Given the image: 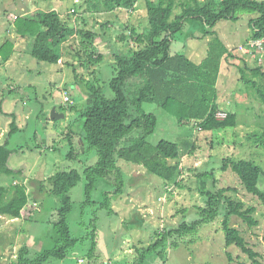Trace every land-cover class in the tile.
I'll use <instances>...</instances> for the list:
<instances>
[{"label": "trees", "instance_id": "trees-1", "mask_svg": "<svg viewBox=\"0 0 264 264\" xmlns=\"http://www.w3.org/2000/svg\"><path fill=\"white\" fill-rule=\"evenodd\" d=\"M138 2L139 0H78L67 12L34 11L28 7V12L14 15L16 21L12 24V31L15 37L0 46V57L4 63L10 61L14 54L15 40L20 38L30 41L31 55L38 62L57 66L64 45L77 37L86 57L85 62L81 57V66L93 67V74L97 75L96 68L103 63L107 54L97 42L98 39L102 37L105 43L112 46L115 43L106 32L109 30V23L102 24L101 34L88 28L83 15L81 19L84 27H80L79 18L76 17L84 13H80L81 4L94 8V14H97L135 10ZM145 3L149 26L141 33L137 31L138 28L132 27L129 35L124 33L118 36V42L124 44L125 49L122 53L113 55L116 61L114 78L110 81L95 78L94 82H78L81 85L85 82L82 89L87 97L85 107L82 111H77L78 118L72 124L80 121L84 134L78 135L80 142L77 147L76 133L70 129L66 135L69 145L67 157L70 161H78L80 154L89 149L97 150L99 162L85 170V203L99 205L97 210H105L109 214L114 213V209L111 193L105 191L106 188L114 190L113 195H118L137 185L136 175L129 176L121 164L145 169L148 176L160 180L162 187H165L164 191H168L166 187L180 186L183 157L193 155L198 148L191 136H180L177 141L162 139L157 143L151 142L159 128V119L156 114L148 113L145 105H156L175 117L180 126H190L191 129L212 137L218 138L231 131L235 133L239 124L236 113L226 111L224 119L218 118L217 114L222 111L218 84L223 64L238 58L230 53L215 28L221 21H237L240 15L247 14L251 15L250 40L264 39V0H145ZM179 9L181 12L175 14ZM190 22L202 24L205 30L203 35L208 38L207 54L198 63L187 54L172 51L176 36L187 30ZM202 37L196 36L198 39ZM252 56L250 61L243 60V65L238 66L241 76L238 83L253 89L264 106V61L260 60L258 52ZM75 74L77 77L76 71ZM75 108L71 106V110L75 111ZM61 110L64 113L63 107ZM3 116L15 118L14 113H3ZM14 118L5 140H0V180L3 177L11 178L9 185L0 183V220L20 221L27 215V220L33 222L38 219L37 215L34 218L37 212L33 209L35 206H44L47 198H58L61 208L55 215L50 212L55 217V221L51 222L57 235L55 249L34 259L28 257V251L22 250L18 264L64 261L71 253L80 250V243L90 237L96 243L98 237L95 222L89 225L93 227L90 234L79 237L80 239L74 238L68 224L73 210L71 191L82 181V175L73 169L58 172L44 180L32 179L27 184L19 182L18 177L23 176L24 171L10 165L18 152L11 147V140L21 131ZM49 120L55 124L57 133H62L60 121L52 118ZM253 137L255 144L264 149V129L255 132ZM219 169L234 172L247 192L264 205V170L254 161L237 160L232 154H228L222 159ZM216 171L210 165L204 174L199 175L201 182L198 190L202 205H197L194 211H183V221L178 228L156 229L149 236L150 239L146 240L150 242L148 245L134 246L136 253L133 264H166L172 250L183 244H195L192 239L200 233L202 227L215 224L219 219L222 220L226 248L235 246L254 264H264L258 259L262 256L249 248L241 231L231 224V218L236 216L249 227L257 226L258 221L254 218L257 209H244L243 203L227 197L231 189L218 187ZM100 181L109 186L99 190ZM95 193L100 195L98 202ZM92 255L91 251L89 260Z\"/></svg>", "mask_w": 264, "mask_h": 264}, {"label": "rangeland", "instance_id": "rangeland-1", "mask_svg": "<svg viewBox=\"0 0 264 264\" xmlns=\"http://www.w3.org/2000/svg\"><path fill=\"white\" fill-rule=\"evenodd\" d=\"M183 1L186 0H178ZM76 2L77 0H0V46L15 37L12 31V24L16 21L14 15L24 14L29 11L28 7L34 11L40 7L42 10L67 12ZM85 3L80 9V13H84L76 17L79 18L80 27H84L81 19L84 15L88 28L102 34L101 28L105 21H102L99 14H94V9ZM145 4V0L139 1V11L135 20L131 19L130 22L122 20L123 22H115V26L108 27L109 30L106 32L111 36L114 46L105 43L102 37L98 39L97 42L107 54L103 63L96 68L97 75L93 74L95 70L93 67L81 66V57L84 62L86 57L77 37L64 45L57 66L38 62L31 55L30 41L20 38L15 40L14 54L10 61L4 63L0 57V140H5L14 118L9 119L3 116V113H14V119L17 120L21 131L11 140V147L16 148L18 152L10 165L14 169L24 171V175L18 177V181L27 184L32 179L44 180L58 172L78 170L82 175V181L71 191L73 210L68 218V224L76 239L86 236L93 229L89 225L94 222L98 227L96 243H93V237H90L89 240L80 243L78 246L80 250L71 253L66 260H52L47 264H133L136 253L134 246L148 245L150 242L146 240L150 239L149 236L156 229L178 228L183 221L184 215L181 214L183 211H194L197 205H202V197L198 190L201 182L199 175L204 174L210 165L217 169L215 177L218 187L231 189L227 197L237 203H243L244 209L248 207L257 209L254 214L258 221L257 226L249 227L236 216L231 218V224L241 231L249 248L261 255L262 258L258 259L264 263V205L247 192L234 172L231 170L223 172L219 169L222 159L232 154L237 160L254 161L264 170V149L255 144L253 137L255 132L264 129V106L257 99L253 89L238 83L241 77L238 66L243 65L242 61H246V55L250 52L246 46L252 35L251 15H240L237 21H221L215 28L226 42V37H230L229 49L238 58L230 59L228 64H223L218 84L220 109L226 112L230 108L238 116L239 124L235 133L231 131L221 134L218 138L212 137L210 134L193 130L190 126H180L175 117L156 105H145V110L156 114L159 119V128L151 142L157 143L162 139L177 141L180 136H191L197 143L196 152L184 156L181 161L183 168L181 187L174 185L166 187L168 191H164L162 182L154 176H148L145 169L121 164L129 176L136 175L135 187H130L123 194L113 195L114 190L106 188L109 186L108 183L98 182L99 190L104 187L105 191L111 193L114 213L97 210L99 205L85 203V170L99 162V154L96 149H89L86 152L83 150L78 161H70L67 157L69 145L66 135L70 129L76 133L77 147L80 142L78 135L84 134L83 124L80 121L76 124L72 122L78 118L77 111H82L85 107L87 96L82 87L87 81L94 82L95 78L102 81L114 78L116 61L113 55L122 53L125 49L124 44L118 42V36L124 33L129 35L132 27L138 28L139 33L145 31L149 26ZM180 12L179 9L175 14ZM202 27L204 26L200 23L190 22V27L176 36L172 51L187 54L183 46L189 47V44L193 43V40H190L191 35L201 31ZM196 40L202 45L205 44V47L203 46L205 53L200 51L197 55H191L194 58L192 60L198 63L205 58L208 43L202 41L203 39ZM203 47H200V50ZM250 56L253 57L251 54ZM81 80L85 81L82 85L78 83ZM67 96L73 99L74 104L66 103ZM71 106L76 107V110H71ZM61 107L64 108V113ZM54 108L58 113L65 115L59 119V127L63 130L59 134L55 130V124L49 120ZM43 111L45 112L42 117H39ZM0 183L9 185L11 178L3 177ZM262 187L264 188V183ZM96 193L94 195L98 202L101 198ZM60 208L59 199L52 197L45 200L44 206L38 204L33 208L38 213L34 216L35 218L37 215L38 219L33 222L27 220V215L20 221L0 220V264H18L22 250L28 251V257L31 259L53 251L57 235L51 224L55 217L50 212L55 215ZM192 240L195 244H183L182 247L172 250L166 264H254L239 248L235 246L226 248L220 219L215 224L203 226ZM91 251L93 257L89 260L88 255Z\"/></svg>", "mask_w": 264, "mask_h": 264}, {"label": "crops", "instance_id": "crops-1", "mask_svg": "<svg viewBox=\"0 0 264 264\" xmlns=\"http://www.w3.org/2000/svg\"><path fill=\"white\" fill-rule=\"evenodd\" d=\"M78 1V0H77ZM140 1V0H139ZM138 4H139V2H138ZM137 4V6H136V9L135 10H131V11H116V12H113V13H97V14H99L100 16H101V19H102V21H105V23H109V25H108V27H113V25H114V23L115 22H119V21H121V22H123L122 20H126L125 22H130V20L132 19H134L135 20V17L138 15V7H139V5ZM82 5V4H81ZM73 8V7H72ZM92 9H94V8H92ZM36 10H41V11H49V10H42L40 7L39 8H37ZM52 10H54V9H52ZM26 12H28V11H26ZM30 12H33V11H30ZM138 18V17H137ZM136 18V19H137ZM128 20V21H127ZM116 25V24H115ZM114 25V26H115ZM200 29H202L201 31L199 30V32H197V33H193L192 35H191V37H190V40H193V43L192 44H189V47H187L186 45H184L183 46V48H185L186 49V52H187V56L190 58V59H194V58H192L191 57V55H197V54H199V52L201 51L202 53H205V44H203L202 45V43H199L200 41L199 40H196V39H198V38H196V36L198 35L199 37H201V36H203L202 37V41H207V43H208V38H206V37H204V33H205V30H204V28L202 27V28H200ZM204 34V35H203ZM221 38V40L224 42V44H225V46L229 49V46H230V44H228L229 43V38H227L226 37V40H227V42L225 41V40H223V38L222 37H220ZM251 39V37L248 39L249 41H251L250 40ZM18 45V44H17ZM204 46V47H203ZM200 47H203L201 50H200ZM182 48V47H181ZM246 48H247V46H246ZM207 51H208V49H207ZM229 51H230V53H233V51H231V49H229ZM206 54H207V52H206ZM206 54H205V56H206ZM246 57H247V59L246 60H250L251 59V56H250V53H248L247 55H246ZM227 111H231V109L230 108H228V110Z\"/></svg>", "mask_w": 264, "mask_h": 264}, {"label": "built area", "instance_id": "built-area-1", "mask_svg": "<svg viewBox=\"0 0 264 264\" xmlns=\"http://www.w3.org/2000/svg\"><path fill=\"white\" fill-rule=\"evenodd\" d=\"M247 49L250 51L249 53L251 55L256 52L260 53V60L262 62L264 61V39L249 41L247 43ZM66 103H73L72 99L69 96L66 97ZM217 115L219 119H224L227 116L226 112L224 111L219 112Z\"/></svg>", "mask_w": 264, "mask_h": 264}, {"label": "water", "instance_id": "water-1", "mask_svg": "<svg viewBox=\"0 0 264 264\" xmlns=\"http://www.w3.org/2000/svg\"><path fill=\"white\" fill-rule=\"evenodd\" d=\"M64 117H65V115L64 114H61V113H58L55 108L52 110V113H51V118L52 119L59 120V119H62Z\"/></svg>", "mask_w": 264, "mask_h": 264}]
</instances>
